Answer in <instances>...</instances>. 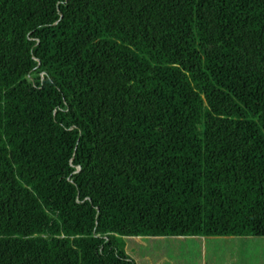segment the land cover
<instances>
[{
  "label": "trees",
  "instance_id": "1",
  "mask_svg": "<svg viewBox=\"0 0 264 264\" xmlns=\"http://www.w3.org/2000/svg\"><path fill=\"white\" fill-rule=\"evenodd\" d=\"M169 237L264 238V0H0V264Z\"/></svg>",
  "mask_w": 264,
  "mask_h": 264
},
{
  "label": "rangeland",
  "instance_id": "2",
  "mask_svg": "<svg viewBox=\"0 0 264 264\" xmlns=\"http://www.w3.org/2000/svg\"><path fill=\"white\" fill-rule=\"evenodd\" d=\"M203 240V238L181 237L143 238L141 240L125 238L124 242L127 255L136 264H202L205 261L209 264L211 261L216 264H264V239L237 238L234 243L242 246H232L229 251L217 246V243H224L223 241L211 238H208L206 242ZM246 240H253L254 243L263 242L259 245L250 242L241 244ZM203 242L207 245V256L204 254ZM217 247L220 249L218 250ZM214 249L217 252H214Z\"/></svg>",
  "mask_w": 264,
  "mask_h": 264
},
{
  "label": "crops",
  "instance_id": "3",
  "mask_svg": "<svg viewBox=\"0 0 264 264\" xmlns=\"http://www.w3.org/2000/svg\"><path fill=\"white\" fill-rule=\"evenodd\" d=\"M143 238H139V240H141ZM204 240L203 241H207L208 238H203ZM211 239H214V240H217V241H223L224 243H217V246H220L221 248L223 247L226 251H229V249L232 247V246H242L240 244H235L234 243V240L237 239L236 237H224V238H211ZM240 239H249V238H240ZM253 239H256V238H253ZM261 240L264 239V238H260ZM138 240V239H137ZM241 241V240H240ZM259 241V240H257ZM238 242V240L236 241V243ZM247 242H250V243H253L255 245H259V244H262L263 241H260L258 243H254L253 240H250V241H244L242 242L241 244H246ZM203 246L205 247L204 248V254L207 256V245L203 242ZM220 247H217L218 250L220 249ZM214 252H217V250L214 249ZM213 252V253H214ZM218 256V255H217ZM216 256V257H217ZM202 264H209L208 262H203ZM211 264H216L214 261H211ZM229 264H237V263H229Z\"/></svg>",
  "mask_w": 264,
  "mask_h": 264
}]
</instances>
